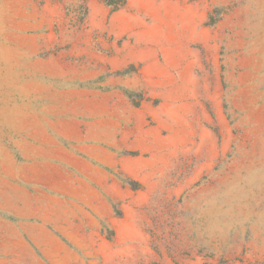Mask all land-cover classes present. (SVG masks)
Masks as SVG:
<instances>
[{"label":"rangeland","instance_id":"rangeland-1","mask_svg":"<svg viewBox=\"0 0 264 264\" xmlns=\"http://www.w3.org/2000/svg\"><path fill=\"white\" fill-rule=\"evenodd\" d=\"M0 264H264V0H0Z\"/></svg>","mask_w":264,"mask_h":264},{"label":"clouds","instance_id":"clouds-1","mask_svg":"<svg viewBox=\"0 0 264 264\" xmlns=\"http://www.w3.org/2000/svg\"><path fill=\"white\" fill-rule=\"evenodd\" d=\"M255 179L256 173L251 172L211 195L206 203L226 210L234 201H238L245 196L246 186L253 183Z\"/></svg>","mask_w":264,"mask_h":264},{"label":"trees","instance_id":"trees-1","mask_svg":"<svg viewBox=\"0 0 264 264\" xmlns=\"http://www.w3.org/2000/svg\"><path fill=\"white\" fill-rule=\"evenodd\" d=\"M112 0H110V4H111Z\"/></svg>","mask_w":264,"mask_h":264}]
</instances>
